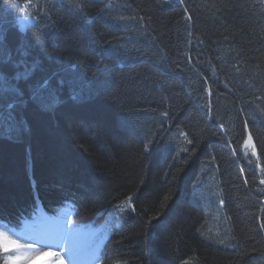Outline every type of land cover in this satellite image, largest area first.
Listing matches in <instances>:
<instances>
[{
    "label": "trees",
    "instance_id": "trees-1",
    "mask_svg": "<svg viewBox=\"0 0 264 264\" xmlns=\"http://www.w3.org/2000/svg\"><path fill=\"white\" fill-rule=\"evenodd\" d=\"M27 2L0 36L78 99L0 106V222L68 208L103 264H264V0Z\"/></svg>",
    "mask_w": 264,
    "mask_h": 264
},
{
    "label": "snow or ice",
    "instance_id": "snow-or-ice-1",
    "mask_svg": "<svg viewBox=\"0 0 264 264\" xmlns=\"http://www.w3.org/2000/svg\"><path fill=\"white\" fill-rule=\"evenodd\" d=\"M183 3V0H180ZM19 7V5H17ZM24 9L32 7L29 2L23 5ZM32 17L26 13V18L22 20L19 31L21 34L26 32L25 25L31 22ZM188 19H191L189 16ZM84 30L90 33V22L82 25ZM2 32V29H0ZM7 48V56H0V106H5L13 115L20 108H27L30 104L35 105L41 111L55 112L57 109L65 106L69 102H76L78 93L72 91L70 95L65 96V90L73 88L68 81L59 76L55 72H46L43 67V61L34 56L29 43H18L12 45L7 43L6 35L0 36V49ZM5 85L7 87H5ZM73 106H76L73 103ZM166 116L167 113H164ZM26 124V120L22 121ZM223 128V125H220ZM188 144H192V140L188 139L187 133L181 132ZM251 136H249V140ZM247 147V142L245 144ZM255 146L253 145V148ZM181 151L187 152V148H182ZM243 172V169H241ZM264 184V180L260 181ZM169 197H165L168 200ZM131 197H128L124 204L128 208L134 209V206L129 203ZM223 204V201H221ZM119 211H125V208L120 204L115 206ZM264 227V225H261ZM75 226L71 220H68L60 233L44 234L40 236V243L43 247L49 250L48 253L36 252V255H18L21 249L26 245L21 244L18 240L11 238L7 233L0 230V253L3 254V264H31L40 255L50 254L53 259H50L46 264H66L64 254L75 256V251L70 247V239L75 232ZM31 239V237H30ZM28 248H33L32 244L27 245ZM56 247L60 249L58 252H51V249ZM95 264H103L100 256L94 258Z\"/></svg>",
    "mask_w": 264,
    "mask_h": 264
},
{
    "label": "bare ground",
    "instance_id": "bare-ground-1",
    "mask_svg": "<svg viewBox=\"0 0 264 264\" xmlns=\"http://www.w3.org/2000/svg\"><path fill=\"white\" fill-rule=\"evenodd\" d=\"M46 222L43 224H33L32 227H25L22 228L18 231V233L14 234V236L19 239V242L21 244L26 245L25 248L20 250V255H36V252H44V253H48V249L45 250V247L42 246L40 242V236L44 235V234H57L60 233L63 229L64 224L67 222V219L59 216V217H50V216H46ZM31 237V239H30ZM78 239H75L74 237L70 239V243L71 241H73L70 244V247L74 246L75 244L77 245V243L81 244V240L79 239L78 236H76ZM30 241H34V243L36 244L35 246H33L32 251L30 250V248L27 247L28 244H31ZM37 241V242H36ZM33 243V245H34ZM75 247V246H74ZM75 253H77L78 255H80L81 250L77 247L73 248ZM48 251V252H47ZM60 251V249L53 247L51 249V252H58ZM54 258L53 256H51L50 254H45V255H40L37 258L40 260L45 259V258ZM37 259V260H38ZM64 259L66 261V264H76V262L74 261L75 258H73V256L64 254ZM36 260V261H37ZM47 260V259H46ZM33 263V262H32Z\"/></svg>",
    "mask_w": 264,
    "mask_h": 264
},
{
    "label": "rangeland",
    "instance_id": "rangeland-1",
    "mask_svg": "<svg viewBox=\"0 0 264 264\" xmlns=\"http://www.w3.org/2000/svg\"><path fill=\"white\" fill-rule=\"evenodd\" d=\"M27 25V24H26ZM244 152V155H248L250 157H254L255 159L258 158V154L257 151L253 148V142L252 140L249 138H247V147L245 146L244 150H242ZM45 215H47L46 213H41V215L35 220V221H30L27 224H25L23 226L24 227H32L33 224H43L46 222ZM61 216H63L66 219L68 218V214L67 213H63ZM226 219V218H225ZM227 221V220H226ZM231 228H234L233 223L231 222L229 225ZM0 230L4 231L5 233H7L11 238L16 239L19 241V239H17L13 234L17 233L18 230L16 229H11L9 226L5 225L4 223H0ZM223 230V229H222ZM219 235L218 236H222V232H218ZM96 232L93 230H85V231H81V230H75V232L72 234L71 238H75L78 239L76 236L79 237V239L81 240V244L77 243V245L75 244L74 246L77 247L81 250L82 246V250H85L87 247H89L90 249V253L86 254L85 251H82V253L80 254V256L75 253V256H73L74 261L76 262V264H95V260L94 258L97 256L96 255V249L95 247H93L94 245V236H95ZM37 242V241H36ZM73 241H71L72 243ZM30 243L33 245L34 241H30ZM40 243V242H39ZM70 243V244H71ZM36 244L34 243L33 246H35ZM74 246H72V248H75ZM31 251L33 249H30ZM45 250H47L45 248ZM49 251V250H48ZM47 251V252H48ZM20 253V252H19ZM19 253H17L18 255H20ZM38 258H36L35 260H33L31 262V264H46V262L48 260H50L51 258L48 259H42L40 260V258L37 260ZM47 259V260H46ZM53 259V258H52ZM37 260V261H36ZM74 264V263H73Z\"/></svg>",
    "mask_w": 264,
    "mask_h": 264
},
{
    "label": "flooded vegetation",
    "instance_id": "flooded-vegetation-1",
    "mask_svg": "<svg viewBox=\"0 0 264 264\" xmlns=\"http://www.w3.org/2000/svg\"><path fill=\"white\" fill-rule=\"evenodd\" d=\"M246 156V159L249 157L248 155H245ZM264 211V210H263Z\"/></svg>",
    "mask_w": 264,
    "mask_h": 264
}]
</instances>
